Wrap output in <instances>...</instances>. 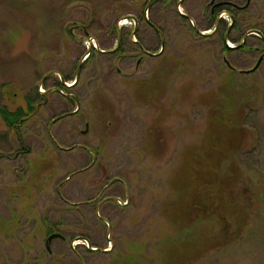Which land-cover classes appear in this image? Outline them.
Instances as JSON below:
<instances>
[{
	"label": "rangeland",
	"instance_id": "rangeland-1",
	"mask_svg": "<svg viewBox=\"0 0 264 264\" xmlns=\"http://www.w3.org/2000/svg\"><path fill=\"white\" fill-rule=\"evenodd\" d=\"M212 1L0 0V109L35 111L19 129L0 117V264H264V62L243 75L225 57L245 70L256 53L223 50L264 33V0L227 43L223 28L202 36L213 5L246 0ZM229 80L248 131L236 193L245 206L254 186L257 217L219 251L204 239L174 252L172 182ZM53 228L65 238L48 248Z\"/></svg>",
	"mask_w": 264,
	"mask_h": 264
},
{
	"label": "trees",
	"instance_id": "trees-1",
	"mask_svg": "<svg viewBox=\"0 0 264 264\" xmlns=\"http://www.w3.org/2000/svg\"><path fill=\"white\" fill-rule=\"evenodd\" d=\"M229 73L234 75L232 71ZM232 86V81L227 83L223 91L225 99L213 103L203 139L187 156L184 153L186 157L172 182L175 199L171 203L170 220L175 226L173 234L176 236L179 232L174 252L192 243L199 245L204 239L215 242L218 250L240 237L249 216L257 217V210L252 208L256 198L253 184L250 191L246 187L249 204L241 205L240 194L236 193L242 178L241 168L231 159L245 149L242 140L248 131L242 121L246 104L234 96ZM34 112L30 101L27 109L1 107L0 117L9 127L19 129ZM191 237L194 241L189 240Z\"/></svg>",
	"mask_w": 264,
	"mask_h": 264
},
{
	"label": "flooded vegetation",
	"instance_id": "flooded-vegetation-1",
	"mask_svg": "<svg viewBox=\"0 0 264 264\" xmlns=\"http://www.w3.org/2000/svg\"><path fill=\"white\" fill-rule=\"evenodd\" d=\"M212 2H214V0L212 1ZM251 0H246L245 1V4H242V5H240V4H238V3H233V2H231V3H229V2H221V3H216V4H214L213 5V9L211 10V23L209 22L208 23V26H209V28L211 29L212 27H213V31H212V33L211 34H203L202 33V36L204 35V37H208V36H215V35H217V32L221 29V28H223V31H222V33H220V36H221V41L222 42H224V43H227V40L229 39V37H231V33H232V31H233V29H234V27L236 26L235 24H236V22H237V15L239 16V13L238 12H240V13H243V11H245L247 8H249L250 7V5H251ZM223 4H228V5H230L228 8H226L224 11L227 13V14H229V16H230V23L228 24V25H225L224 24V21L222 20V15H220L221 13H220V11H221V9H222V5ZM191 27H193V29L195 30V31H198L197 29H196V26L194 25V23H193V20H191ZM158 30L160 31L158 34L160 35V37H161V39L163 40V42H164V39H163V33H162V31L160 30V28H158ZM163 36V37H162ZM252 37V36H256V37H253V38H256V39H259V40H261V43H262V45H259V44H252V43H250L249 41H248V37ZM237 39H239V42H238V44L237 45H235V46H233V48H228V47H223V50H226V49H228V50H233V49H245V50H248L249 52H251L252 54H254L255 55V53H256V55L258 56L257 57V59H256V61H255V63L251 66V68H254V66L256 65V63H257V61L262 57V60H261V62H260V64L258 65L259 67L254 71V72H252V73H255L261 66V64L264 62V33L263 32H261V31H257L256 29H250L249 31H248V33H245L244 35H242L241 33L239 34V37H237ZM226 48V49H225ZM222 50V51H223ZM149 53V52H148ZM147 53V54H148ZM152 55V54H151ZM160 56L162 55V54H159ZM224 63H225V66L227 67V64H226V62L224 61ZM230 69V68H229ZM250 69V68H249ZM235 72V71H234ZM252 73H245V74H252ZM243 75H245L244 73H242ZM58 118H60V116H58V117H55V119L54 120H52V122L49 124V125H47V128L49 129V133H51V126L52 125H54V121H56ZM51 139L53 140V138H52V136H51ZM53 144L55 145V146H57L58 144H57V140L55 141V140H53ZM23 153V152H22ZM95 159V158H94ZM57 193H60L59 192V188L57 187ZM61 196V195H60ZM93 201V200H92ZM91 201H89V203H90ZM99 204H101V203H99ZM50 234H58V237H56V238H54V239H60V238H62V239H64L65 238V236H63L61 233H59V231L57 230V229H55V228H53L52 230H51V232L49 233V235ZM48 239V238H47ZM52 242V241H51ZM51 242H49V244L51 243ZM46 245H47V241H46Z\"/></svg>",
	"mask_w": 264,
	"mask_h": 264
},
{
	"label": "water",
	"instance_id": "water-1",
	"mask_svg": "<svg viewBox=\"0 0 264 264\" xmlns=\"http://www.w3.org/2000/svg\"><path fill=\"white\" fill-rule=\"evenodd\" d=\"M89 42L93 43L94 42V39L93 38H90L89 39ZM90 50V49H89ZM225 57V56H224ZM225 62L227 64V67L232 69L233 71H237V72H240V73H252L254 72L259 66L261 60H262V57L257 61L256 65L254 66V68H250V69H245V70H242V69H238L237 67L233 66L227 59V57H225ZM58 237V234H51L49 235V238L47 240V247L49 245V242H51L54 238ZM49 248V247H48ZM90 249H94L93 247L90 248Z\"/></svg>",
	"mask_w": 264,
	"mask_h": 264
}]
</instances>
